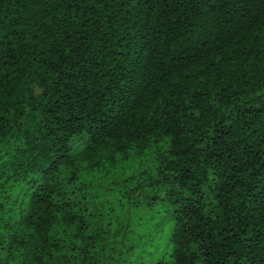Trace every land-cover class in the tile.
<instances>
[{
    "label": "trees",
    "instance_id": "obj_1",
    "mask_svg": "<svg viewBox=\"0 0 264 264\" xmlns=\"http://www.w3.org/2000/svg\"><path fill=\"white\" fill-rule=\"evenodd\" d=\"M137 255L264 264V0H0V264Z\"/></svg>",
    "mask_w": 264,
    "mask_h": 264
},
{
    "label": "rangeland",
    "instance_id": "obj_2",
    "mask_svg": "<svg viewBox=\"0 0 264 264\" xmlns=\"http://www.w3.org/2000/svg\"><path fill=\"white\" fill-rule=\"evenodd\" d=\"M142 258H143V255H140V256L137 255V256H136L137 264H143L144 261L141 262ZM140 262H141V263H140Z\"/></svg>",
    "mask_w": 264,
    "mask_h": 264
}]
</instances>
